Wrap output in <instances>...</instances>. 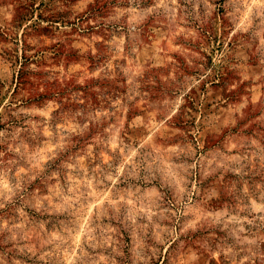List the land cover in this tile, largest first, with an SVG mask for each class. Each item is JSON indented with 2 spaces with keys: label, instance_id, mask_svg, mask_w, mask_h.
Returning a JSON list of instances; mask_svg holds the SVG:
<instances>
[{
  "label": "rangeland",
  "instance_id": "obj_1",
  "mask_svg": "<svg viewBox=\"0 0 264 264\" xmlns=\"http://www.w3.org/2000/svg\"><path fill=\"white\" fill-rule=\"evenodd\" d=\"M0 264H264V0H0Z\"/></svg>",
  "mask_w": 264,
  "mask_h": 264
}]
</instances>
